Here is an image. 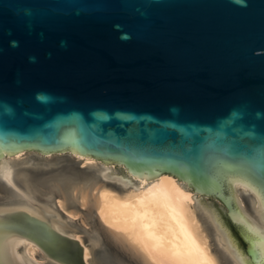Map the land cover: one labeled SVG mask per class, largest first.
<instances>
[{"label": "water", "instance_id": "1", "mask_svg": "<svg viewBox=\"0 0 264 264\" xmlns=\"http://www.w3.org/2000/svg\"><path fill=\"white\" fill-rule=\"evenodd\" d=\"M21 151L62 154L81 172L93 168L70 155L117 165L108 175L126 185L125 171L173 175L240 264L264 262V0H0V162ZM39 209L44 220L0 213V264H22L10 235L37 244L44 264H117L100 239H83L86 262L55 211Z\"/></svg>", "mask_w": 264, "mask_h": 264}, {"label": "bare ground", "instance_id": "2", "mask_svg": "<svg viewBox=\"0 0 264 264\" xmlns=\"http://www.w3.org/2000/svg\"><path fill=\"white\" fill-rule=\"evenodd\" d=\"M25 153L21 151L4 156V161L0 162V180L15 182V185L26 194L45 195L46 199L52 196L55 191L53 188L57 187L62 201L58 200L56 204L72 218L74 214L71 212V207L75 202L74 194H76L80 207L87 208L90 205L93 208L99 229L105 233L103 235L97 229L99 232L94 231V238L101 240V252L105 258L107 257L108 262H115V259L119 258L120 263L117 261V264H127L123 257L118 256L108 247L104 236L127 251L138 264H221L218 255L211 247L203 223L197 217V212L199 211L216 231L211 217L202 208L195 207L196 195L175 176H156L151 179L146 176L135 177L139 180L135 182L137 186L131 181L132 185H126L125 180L108 175L111 166L89 156L74 155L83 166L97 163L100 166L101 176L122 188L118 190L113 186L100 185L92 170L81 172L60 162L53 161L55 164L59 163L57 165L60 167L54 172L41 173L36 168L23 169L15 162ZM29 161L32 162L34 159ZM229 183L236 191L250 194L253 202L249 185L241 181ZM236 196L242 213L248 214L239 194ZM17 211L44 220L41 212L37 214L24 209H0V213ZM253 213L254 217H257L254 203ZM62 230L64 229L57 228L58 232L64 234ZM73 238L82 244L78 236ZM3 240H11L12 250L19 244L26 246L31 258L39 249L31 240L16 235L3 236ZM82 245L83 258L88 262L91 256L87 247ZM223 247L232 262L240 264L232 245L223 242ZM15 255L17 254L13 251L14 260L17 257ZM224 263L227 264L226 261Z\"/></svg>", "mask_w": 264, "mask_h": 264}, {"label": "rangeland", "instance_id": "3", "mask_svg": "<svg viewBox=\"0 0 264 264\" xmlns=\"http://www.w3.org/2000/svg\"><path fill=\"white\" fill-rule=\"evenodd\" d=\"M32 154H37V153H34V152H26L23 156L20 157V159H18L17 162H15V164H19V162L25 161ZM62 156H63L62 154L48 155L47 157H44V156H40L39 155L40 159L43 160V161H46V160H49V159H55V162H60L59 159ZM70 157L73 160H75L78 163H80V165H82L80 160L76 159L72 155H70ZM12 164H13V162H12ZM57 164H59V163H57ZM87 166L93 168L92 171L95 172V176L97 177L98 181L100 182L99 183L100 185L113 186V187H115L118 190H122V188H120L118 185L114 184L110 179H105L104 177L101 176L100 166L97 163L96 164L95 163L94 164H87ZM108 166H111V171H112L113 174H119V171L121 169L118 168L117 165L108 164ZM39 172L42 173V171H40V170H39ZM0 181H2V180H0ZM7 185L10 186L13 189V191L6 190L0 184V188H1L0 195L2 194V196L0 197V201H1L0 202V209H24V210H30V211L35 212L37 214L40 213L39 209L33 207L30 204V202H29V200H32L33 198L29 194H26L21 189H19V187L15 185V182H11V183H8L7 182ZM134 185L137 186L136 183ZM16 187L18 189H16ZM185 187L190 190V188H188L187 186H185ZM19 192L22 193V195L24 196V198L19 197ZM236 193H237V195L239 194L240 198L242 199L244 208L246 209L247 213L250 214L251 216H254V213H253V202H252L250 196L249 195L244 196L243 194H240L241 192L238 191V190L236 191ZM74 197H75V199H74L75 202L73 201L74 204L71 207V212L75 216V217L73 216V218H77V220L75 222H77L79 225L85 226V227H89L90 224L86 221L85 217L87 216V213H88V216L89 217H92V214H93L92 211L94 212V210H93V208H91L90 205L87 206V208H84L83 210H81L80 208H82V207H80L79 204H78V198H77L76 194H74ZM61 199H62L61 195L59 193H57L55 195V201L56 202L58 200L62 201ZM214 201L217 202L218 204H220L222 206V204L218 200L214 199ZM197 202H198V200L195 202V207L201 208L199 202L198 203ZM76 204H77V206H75ZM46 210H49V209H46ZM54 210L57 211L55 208H54ZM56 215L60 219L59 214L56 213ZM197 217L199 218L200 222L203 223L202 226L205 229L206 233H208L207 235L209 237V242L212 245L211 247H213V251H215L216 254L218 255L219 260L221 261V264H225L224 261H226L227 264H234L232 261H231V263H229V261L227 259L228 256L226 255L225 249L223 247V242L219 239V236H218L217 232L213 229V227L210 226L211 224L206 219H204V217H202V215L200 214L199 211L197 212ZM94 218H95V215H94ZM62 219L65 220V218H63V217H62ZM95 221H93V220L91 221L92 222L91 223L92 228H91V230H89L87 232L90 240L95 239L94 238V231H97V232L101 231L99 229V226H98L97 221L96 222ZM61 222L63 223L62 220H61ZM63 224H64V227H65L66 224L65 223H63ZM97 229H99V231ZM62 232L64 234L68 235V236H71V237L78 236L80 238L82 244H83V237H81V232H76V231H73V230H71V231H68V230L64 231V230H62ZM99 233H103V235H105V233L102 232V231L99 232ZM17 246H16L17 248H13L14 249L13 251H14V254H17V255H15V257L17 256L21 260L22 264H41V263L44 264L45 263V259L41 256V253L39 251H36L35 254H34V257L31 258L28 255L27 247L26 246H23V245H20V244L17 245ZM84 246L86 247V244H84ZM15 249H17V250H15ZM106 259H107V257H106ZM115 260L120 263L119 258H117Z\"/></svg>", "mask_w": 264, "mask_h": 264}, {"label": "flooded vegetation", "instance_id": "4", "mask_svg": "<svg viewBox=\"0 0 264 264\" xmlns=\"http://www.w3.org/2000/svg\"><path fill=\"white\" fill-rule=\"evenodd\" d=\"M7 157V156H6ZM44 157H47V156H44ZM30 158V159H28ZM25 161H21L19 162L20 164V167L21 166H31L33 168H38V167H50V166H55L57 164L53 163V161H55V159H49V160H46V161H43L40 159L39 157V154H33L31 155L30 157H28ZM32 162H35V163H32L30 162L29 160H33ZM36 159V160H35ZM62 160V159H61ZM27 161V162H26ZM37 163V164H36ZM83 166V165H81ZM118 168H120L121 170H124L122 167L120 166H117ZM126 176H128L129 178H131L134 182H138L139 180L136 179L135 177L133 178V176L129 175L126 171ZM3 182H6L5 180H2ZM7 184V182H6ZM15 189V188H14ZM16 189H18L16 187ZM2 196V194L0 195V197ZM19 196L21 198H24V196L22 195L21 192H19ZM31 197L33 198L32 200H29L30 204L35 207V208H38L39 207H43L45 210L46 209H49V210H54V208L58 211H55L56 213L59 214L60 216V219L63 221V223L66 224L65 228L68 230V231H76V232H81V237H83V239L85 240H90L89 236H88V231L91 230L92 228V225H91V221H95L96 219L94 218V212L92 211V217H89L88 215L85 217L86 221L90 224L89 227H85V226H81L79 225L77 222H75L77 220V218H72L70 217L68 214H66L65 211H63L61 208H59L57 206V202L55 201V196H51L50 198L46 199V196L43 195V196H36V195H31ZM35 197V198H34ZM21 201V200H20ZM25 201V200H24ZM1 202V201H0ZM39 206V207H38ZM77 206V204L75 205ZM74 206V207H75ZM81 210H83L84 208H80ZM63 211V212H62ZM88 214V213H87ZM65 218V220L62 219ZM96 222V221H95ZM211 226V225H210ZM66 231V230H65ZM37 251H39L41 253V256L43 257V253L40 249H38ZM227 255V254H226ZM228 256V255H227ZM229 263H231V258L230 257H227ZM15 261H19L21 262V260L16 257ZM22 263V262H21Z\"/></svg>", "mask_w": 264, "mask_h": 264}, {"label": "clouds", "instance_id": "5", "mask_svg": "<svg viewBox=\"0 0 264 264\" xmlns=\"http://www.w3.org/2000/svg\"><path fill=\"white\" fill-rule=\"evenodd\" d=\"M234 2H237V3H239V0H234ZM243 6V5H242Z\"/></svg>", "mask_w": 264, "mask_h": 264}]
</instances>
